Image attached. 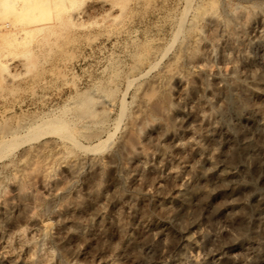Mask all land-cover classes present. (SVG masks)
Segmentation results:
<instances>
[{"label":"rangeland","instance_id":"374dc122","mask_svg":"<svg viewBox=\"0 0 264 264\" xmlns=\"http://www.w3.org/2000/svg\"><path fill=\"white\" fill-rule=\"evenodd\" d=\"M26 1L0 14V135L34 127L0 159V264H264V0H91L65 28Z\"/></svg>","mask_w":264,"mask_h":264},{"label":"bare ground","instance_id":"6f19581e","mask_svg":"<svg viewBox=\"0 0 264 264\" xmlns=\"http://www.w3.org/2000/svg\"><path fill=\"white\" fill-rule=\"evenodd\" d=\"M87 1H91V0H62V2H63V6H64V8H65V10L67 11V13H65V11H64V14H66V15H64L63 14V16H65V17H63V21L62 20H60V18L62 17V15H58V18H59V16H61L58 20H56L57 22H59V21H61L60 23H61V25L62 26H64V25H67V24H69V23H72L73 24V26H76L75 25V22L77 23L79 20H81L85 15H86V12L83 10H81V9H77V10H75L74 8H76L77 6H76V4L77 5H79V4H81V3H85V2H87ZM96 1V0H95ZM31 2L33 3V1L31 0ZM112 2V1H111ZM99 3V2H98ZM28 4L29 3H27V1L26 0H0V14L1 15H6V14H13V15H17V14H22V13H24V12H32L33 10H32V8H30L29 6H28ZM31 4V3H30ZM49 4V3H48ZM55 4V7L57 6L58 8L59 7H62V5L61 6H59L60 4H61V2H60V4L58 3L57 5H56V3H54ZM109 4H111L110 3V1L109 0H103L102 1V5L103 6H106V5H109ZM111 5H115V4H111ZM110 5V6H111ZM76 6V7H75ZM56 7V8H57ZM51 8H52V6H51ZM52 10H54V9H52ZM112 10H113V7H112ZM56 11V10H55ZM35 13V12H34ZM27 14V13H26ZM51 14V13H50ZM62 14V13H61ZM31 17V16H30ZM39 18V17H38ZM56 18V17H55ZM45 20V19H44ZM44 20H37V21H33L32 20V22H33V25L31 26V25H29L30 27H21L19 24V26L20 27H18V25L17 24H15L13 21L11 22H9V21H6L5 20V22H4V24H6V27L9 29V30H5V32L4 33H7L6 34V38H9V39H13V37L14 38H16V39H18V40H16V41H20L21 39H23L24 40V38L27 36V35H30V34H35V33H38V32H42L41 33V35L43 36L44 35V32L43 31H46V33L48 32V35H55L54 33H55V28L57 27V26H55V25H47V24H43L42 22H44ZM15 21V20H14ZM46 21V20H45ZM50 21L51 20H49V23H50ZM55 21V22H56ZM42 23V24H41ZM44 23H46V22H44ZM2 24H3V22H2ZM32 24V23H31ZM55 24V23H54ZM71 24V25H72ZM23 25V24H22ZM59 25V24H58ZM4 26V25H3ZM28 26V25H27ZM60 26V25H59ZM68 26V25H67ZM5 27V28H6ZM66 26H64L63 28H65ZM70 27V26H69ZM1 28V27H0ZM1 30V29H0ZM56 30H57V28H56ZM4 31V30H3ZM58 32V31H57ZM3 33V32H2ZM45 33V34H46ZM50 33V34H49ZM33 34V35H34ZM40 34V33H39ZM3 35V34H2ZM5 35V34H4ZM3 35V36H4ZM47 35V36H48ZM0 36H1V34H0ZM31 36V35H30ZM29 36V37H30ZM35 36V35H34ZM49 37V36H48ZM28 38V37H27ZM32 38V37H31ZM44 38H45V36H44ZM0 39H1V37H0ZM46 39H47V37H46ZM22 40V41H23ZM25 40H26V38H25ZM49 40V39H48ZM13 41V40H12ZM15 40H14V43L16 42ZM17 44V43H16ZM13 45H15V44H13ZM2 47V46H1ZM0 47V48H1ZM18 47V46H17ZM1 50V49H0ZM8 51V50H7ZM5 52V51H4ZM12 54V53H11ZM30 54H31V52H30ZM8 56V55H7ZM1 57V56H0ZM4 58V57H3ZM0 62H1V68L4 70V73H3V79H2V81L4 80H7L8 78H9V71H8V67H9V61H7V60H2V59H0ZM163 102H167L168 103V101H169V97H163V100H162ZM161 101V102H162ZM163 102H162V104H163ZM164 103V104H165ZM159 106H157V108H158ZM160 109V108H159ZM44 125H45V127H46V125L48 126V127H51V126H53V123L52 122H49V124H48V122L47 123H44ZM33 129H34V127H33V125H29V124H20L19 126H17L16 128H14V129H11L10 131H8V132H6V133H4V134H1L0 135V159H3V158H5V157H7L10 153H12L15 149H17V147L20 145V143H19V140L21 139V138H23L24 136H28V135H30L31 134V132L33 131Z\"/></svg>","mask_w":264,"mask_h":264}]
</instances>
